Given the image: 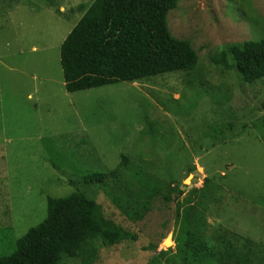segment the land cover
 Wrapping results in <instances>:
<instances>
[{
  "label": "rangeland",
  "instance_id": "obj_1",
  "mask_svg": "<svg viewBox=\"0 0 264 264\" xmlns=\"http://www.w3.org/2000/svg\"><path fill=\"white\" fill-rule=\"evenodd\" d=\"M94 1L0 0V257L45 220L48 197L79 191L136 236L99 248L95 264H183L175 237L184 216L195 243L219 250L228 232L264 250V81L245 87L235 70L211 62L228 45L262 39L264 0H184L169 13L172 36L199 54L201 84L175 72L71 94L61 46L83 16L78 7ZM251 7L263 23L243 20L241 8ZM45 137L75 152L83 171L109 174L126 159L138 175L128 172L132 190L121 185L120 194H138L143 179L165 195L170 189L171 202L159 194L142 221H130L107 185L54 171Z\"/></svg>",
  "mask_w": 264,
  "mask_h": 264
},
{
  "label": "trees",
  "instance_id": "obj_2",
  "mask_svg": "<svg viewBox=\"0 0 264 264\" xmlns=\"http://www.w3.org/2000/svg\"><path fill=\"white\" fill-rule=\"evenodd\" d=\"M181 1L184 0H95L89 7L79 6L83 16L63 42L60 52L66 91L72 94L119 82L140 84L175 72L187 74L189 86L195 82L201 84L196 75L201 69L198 52L191 41L173 37L168 26L169 13ZM240 12L243 20L263 23L252 15L254 7L241 8ZM253 32L256 35L262 33V29L254 27ZM211 62L222 71L235 70L243 86H254L264 81V36L259 41L228 45L216 52ZM227 102L229 99L225 97L218 103ZM41 142L46 146L47 159L54 171L81 173L77 176L84 185H107L111 190L108 192L110 200L130 221H142L159 194L164 201L171 202L170 189H166L165 195L163 189H154L155 185L148 186L143 179L139 180L140 187L134 186L143 188L133 190L138 194H120L121 185L132 190L129 180L134 178L132 173H137L126 159L109 174L83 171L77 165L75 152L58 150L50 137ZM144 184L148 187L144 188ZM189 218H181L179 236L175 237L177 255L183 264H257L263 261L260 255L264 250L258 245L248 239L240 245L243 239L228 232L220 236L219 250L202 240L195 243L194 234L188 229L191 227ZM135 240L136 236L107 217L93 198L79 191L61 198L48 197L45 220L18 238L14 251L0 257V264H67L72 261L95 264L99 248L108 249Z\"/></svg>",
  "mask_w": 264,
  "mask_h": 264
},
{
  "label": "bare ground",
  "instance_id": "obj_3",
  "mask_svg": "<svg viewBox=\"0 0 264 264\" xmlns=\"http://www.w3.org/2000/svg\"><path fill=\"white\" fill-rule=\"evenodd\" d=\"M170 240H171V239H170ZM170 240H168V241L170 242ZM168 241H167V242H168ZM170 243H171V242H170ZM168 247H169V246H168Z\"/></svg>",
  "mask_w": 264,
  "mask_h": 264
},
{
  "label": "water",
  "instance_id": "obj_4",
  "mask_svg": "<svg viewBox=\"0 0 264 264\" xmlns=\"http://www.w3.org/2000/svg\"><path fill=\"white\" fill-rule=\"evenodd\" d=\"M170 239H172V238H170Z\"/></svg>",
  "mask_w": 264,
  "mask_h": 264
}]
</instances>
